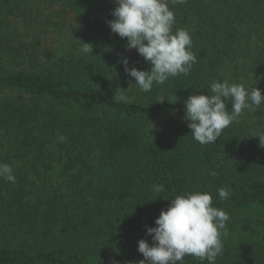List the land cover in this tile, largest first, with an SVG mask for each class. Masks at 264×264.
<instances>
[{
    "label": "trees",
    "instance_id": "1",
    "mask_svg": "<svg viewBox=\"0 0 264 264\" xmlns=\"http://www.w3.org/2000/svg\"><path fill=\"white\" fill-rule=\"evenodd\" d=\"M40 3L99 26L93 55L56 59L51 48L38 54L37 41L14 44L18 17ZM115 7V0H0V57L26 58L17 67L0 62V162L17 178L0 179V264H134L139 240L170 198L192 191L211 193L230 217L216 264H264V147L251 136L264 133V104L245 109L207 145L192 138L184 108L192 92L208 94L211 80L264 95V0L170 3L173 30L190 32L198 62L129 103H117L109 85L120 77L138 88L119 61L140 70L151 64L111 32ZM155 184L164 190L154 194ZM221 187L230 192L225 200ZM184 264L201 261L186 256Z\"/></svg>",
    "mask_w": 264,
    "mask_h": 264
},
{
    "label": "clouds",
    "instance_id": "2",
    "mask_svg": "<svg viewBox=\"0 0 264 264\" xmlns=\"http://www.w3.org/2000/svg\"><path fill=\"white\" fill-rule=\"evenodd\" d=\"M170 3L185 4L187 0H115L116 7L112 11L115 18L107 21L113 34L126 38L128 50L135 49L151 64L150 70H140L129 67L127 57L119 61L125 72L135 79L140 92H150L154 83L163 85L170 77L189 74L198 62L192 51L190 32L184 28L173 30L176 17ZM78 51L81 55H93V44L83 42ZM113 98L117 103L130 102L129 97L118 90ZM226 101L231 104V111ZM262 104L264 95L256 86L249 90L227 79L211 80L207 95L192 92L184 101L185 120L192 138L207 145L215 143L225 128L238 122L245 109L256 111ZM251 136H258L264 147V133ZM65 139L63 135L58 136L60 142ZM0 179L16 183L12 165L0 162ZM163 190L161 184L153 187L154 194ZM217 192L221 200L230 195L224 187ZM170 199V205L156 218V226L147 227V235L152 236L154 243L150 246L143 238L138 242V251L145 258L139 264H184L186 256L198 259L201 264L205 260L216 264L218 256L223 254L221 230L226 229V222L230 220L227 212L213 206L209 192H185Z\"/></svg>",
    "mask_w": 264,
    "mask_h": 264
},
{
    "label": "rangeland",
    "instance_id": "3",
    "mask_svg": "<svg viewBox=\"0 0 264 264\" xmlns=\"http://www.w3.org/2000/svg\"><path fill=\"white\" fill-rule=\"evenodd\" d=\"M18 25L20 31L14 32L12 35L14 44L21 45L23 41L31 45L33 41H37L35 50L38 54L42 55L47 48H51L56 59L62 54L71 53L77 57L87 56L79 54L78 49L82 43L93 44L94 50V46L98 45L100 41L99 26L74 12H65L58 5L50 6L47 3H40L29 7L24 18L18 17ZM22 47L25 50V46ZM22 60L25 62L26 58L17 61V58L11 53H5L3 57H0V62L4 61L8 66L17 67L18 62ZM21 66H27V64ZM109 85L112 90L123 92L131 100L141 98L140 91L129 80L124 81L120 77H114L109 79ZM17 94L10 93V95ZM147 241L150 246L154 243L152 236H149ZM144 259L142 253L139 252L134 264H139Z\"/></svg>",
    "mask_w": 264,
    "mask_h": 264
}]
</instances>
